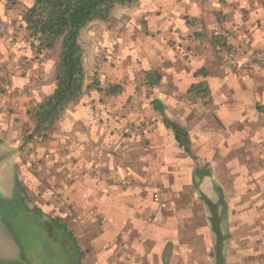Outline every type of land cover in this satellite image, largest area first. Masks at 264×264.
<instances>
[{"label":"crops","instance_id":"obj_1","mask_svg":"<svg viewBox=\"0 0 264 264\" xmlns=\"http://www.w3.org/2000/svg\"><path fill=\"white\" fill-rule=\"evenodd\" d=\"M31 6L0 0V154L20 166L31 222L73 232L82 257L58 231L61 264H217L203 196L227 205L224 264H264V61L234 70L218 53L264 55V0H141L90 23L91 55L113 65L97 84L87 73L85 95L28 140L57 69L22 21ZM3 241L0 261H12L18 247Z\"/></svg>","mask_w":264,"mask_h":264},{"label":"trees","instance_id":"obj_2","mask_svg":"<svg viewBox=\"0 0 264 264\" xmlns=\"http://www.w3.org/2000/svg\"><path fill=\"white\" fill-rule=\"evenodd\" d=\"M6 1L7 4L16 6L24 0ZM28 1L32 6L23 12L22 21L32 38L38 41V47L52 51L60 45L54 94L46 102L34 107L35 129L28 137V140H31L35 137L44 138L56 126L64 112L85 95L87 72L84 65V52L80 45L82 32L92 22L110 21L117 7H131L141 0ZM94 83L97 84V80ZM199 87H193V89ZM104 91L108 95H115L121 91V88L120 86H111ZM258 110L264 113V107L259 106ZM165 124L174 131L178 144L189 151L190 141L187 131L176 122L167 119ZM203 200L212 213L211 221L216 236V261L217 264H224L222 251L227 236L221 232V217L217 212L219 208H227V205L224 196H221L218 203H213L205 196H203ZM25 201L26 198H22L23 205L26 204ZM27 210L25 211L30 212V215L31 211ZM59 222L60 220L51 219V222L46 224L51 227L49 230L51 236H56V232L59 231L63 234V242L71 244L74 250L80 254L73 232ZM79 256L82 257V254Z\"/></svg>","mask_w":264,"mask_h":264},{"label":"rangeland","instance_id":"obj_3","mask_svg":"<svg viewBox=\"0 0 264 264\" xmlns=\"http://www.w3.org/2000/svg\"><path fill=\"white\" fill-rule=\"evenodd\" d=\"M20 4H31V2L24 0ZM89 31L86 29L82 33L80 45L85 53L86 63L84 65L88 73L87 82H93L94 80H99L97 77L104 72L106 67L113 65L112 62L115 58L113 60L108 59L103 54L98 56L96 60L93 58ZM59 56L60 45L55 50L49 51L44 58L51 59L55 62V65H58ZM37 59L41 60V58ZM20 152L22 153L21 155H25L23 146L20 148ZM1 157L3 159L0 160V237L4 241L12 240V245H17L18 249L17 256L15 255L12 261L2 256L0 264H61L63 248L60 238L58 241V234L57 237L53 236L56 241L53 240L51 243L54 245V249H51L50 252L44 250L48 237H51L50 232L45 227L40 226V223L37 225L36 222H31V216L22 207L26 205H23L22 198L27 197V190L26 186L21 183L20 177L22 175L19 174L18 170L20 166L13 165L12 168L11 162H9V154L3 156L0 154ZM255 166L258 167H255L257 170L260 169L259 165L256 164ZM63 264H66V262Z\"/></svg>","mask_w":264,"mask_h":264},{"label":"built area","instance_id":"obj_4","mask_svg":"<svg viewBox=\"0 0 264 264\" xmlns=\"http://www.w3.org/2000/svg\"><path fill=\"white\" fill-rule=\"evenodd\" d=\"M218 53L221 61L227 65L230 69H240L244 66H249L250 64L259 63L264 61V55L257 53L255 50L248 48L244 51V57L238 49L228 48L224 45H221L218 48ZM46 159H50V154L45 155ZM156 200H159V196H155ZM72 209L75 210L74 206ZM76 211V210H75ZM76 218L78 221L84 223L83 215H77Z\"/></svg>","mask_w":264,"mask_h":264}]
</instances>
